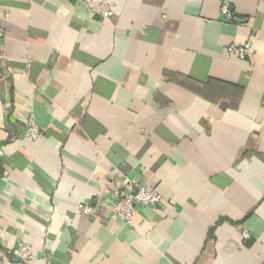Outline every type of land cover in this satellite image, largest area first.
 <instances>
[{"label":"crops","instance_id":"0c3cea01","mask_svg":"<svg viewBox=\"0 0 264 264\" xmlns=\"http://www.w3.org/2000/svg\"><path fill=\"white\" fill-rule=\"evenodd\" d=\"M101 1L0 0V264H264V0Z\"/></svg>","mask_w":264,"mask_h":264},{"label":"built area","instance_id":"2783aa9c","mask_svg":"<svg viewBox=\"0 0 264 264\" xmlns=\"http://www.w3.org/2000/svg\"><path fill=\"white\" fill-rule=\"evenodd\" d=\"M88 8L101 20H111L116 15V3L114 0H102L99 3L88 4ZM220 16L224 22H236V18L230 12L227 6L220 9ZM3 32L0 31V40L3 37ZM251 53L250 43L241 45L231 44L226 47L228 57H235L238 60L244 61ZM27 141H36L42 136L40 128L35 123L32 116H28L25 120V128L22 134ZM131 183L127 180L117 183L116 188L112 191L114 203L112 206L111 217L121 221L129 226L139 216L138 208H154L161 204L160 194L150 186L138 187L134 192L130 191ZM77 210L80 215L95 219L98 215L96 206L81 203ZM244 238H248L247 233L243 234ZM11 256L20 264H31L34 260L32 248L24 243H20L11 251Z\"/></svg>","mask_w":264,"mask_h":264}]
</instances>
